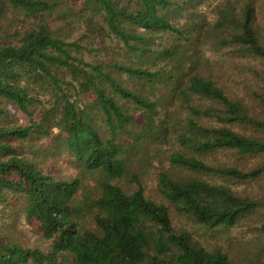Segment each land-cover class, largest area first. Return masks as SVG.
<instances>
[{
    "label": "trees",
    "instance_id": "obj_1",
    "mask_svg": "<svg viewBox=\"0 0 264 264\" xmlns=\"http://www.w3.org/2000/svg\"><path fill=\"white\" fill-rule=\"evenodd\" d=\"M83 1L82 13L100 15L107 35L122 44L126 55L141 59V64L148 61L155 66L168 60L172 64L175 57H184L186 48L176 41L160 51L150 48L152 36L170 33L189 46L201 39L213 51L229 49L258 61L263 66L264 82V44L251 0L239 10L235 4L226 3L218 10L212 27H195L188 33L168 20L167 15L176 6L169 0ZM7 5L33 19L53 14L58 6L55 0H0V14ZM80 50L77 43L57 38L43 22L36 23L17 45L0 46V100L31 115L40 103L34 98L32 86L47 85V92L54 98L50 108L40 112L38 123L0 126V203L6 192L23 196L26 221L38 223L44 238L51 240L47 253L0 242V264H58L64 255H71L74 264H231L218 249L206 251L189 232L175 230L169 207L177 216L208 231L237 227L247 214L264 206L263 199L233 192L204 178L250 183L264 172L263 166L243 171L210 166L203 160L217 152L264 156V95L247 84L242 96L227 93L211 76L195 70L193 56L186 57L191 65L184 73H180L181 61L176 63L174 74H166L117 61L87 64L71 55ZM53 69H65L81 93L94 95L90 107L102 115L108 135H100L88 108L67 99L63 85L72 84L55 77ZM258 73L255 75L259 78ZM120 76L136 80L139 90L121 85ZM156 82L166 93L151 101L152 93L145 95L143 91ZM107 90L142 112L144 125L135 132L140 139L152 138L171 147L169 168L157 180L158 193L167 206L147 199L140 188L127 194L108 182L128 171L125 159L120 157L126 147L120 137L133 135L135 117L126 113ZM156 107L164 114L154 126L151 115ZM4 113L0 110V116ZM52 128L59 132L56 139L76 163L106 176L96 197L75 202L78 180H58L44 174L34 163L19 158L6 142L24 140L33 132L47 136ZM85 218L91 220L95 232L81 231L78 221ZM261 230L264 233V222Z\"/></svg>",
    "mask_w": 264,
    "mask_h": 264
},
{
    "label": "rangeland",
    "instance_id": "obj_2",
    "mask_svg": "<svg viewBox=\"0 0 264 264\" xmlns=\"http://www.w3.org/2000/svg\"><path fill=\"white\" fill-rule=\"evenodd\" d=\"M58 4L51 15H45L39 19L26 17L22 12H15L9 5L0 14V46L17 45L19 39L36 23H45L49 31L65 43H77L81 50L71 55L82 60L84 63L97 65L107 64L112 61L133 64L150 72L161 71L174 74L176 63L182 61L181 74L190 67L187 56H193L195 70L205 76H211L218 87L225 89L227 93L233 92L242 96L245 92V84L257 94L264 95V82H262L263 66L258 61L242 57L239 53L229 49L219 51L211 50L206 43L191 40L189 46L181 37L175 34L161 33L152 36L150 48L160 51L170 48L172 44L182 45L186 48L183 58H174L171 64L168 61L151 66L148 61L141 64L130 54L126 55L122 44L113 36L106 33L105 26L100 15L82 13L83 0H55ZM176 4L167 15L170 23L176 28H182L187 33L194 28H210L217 20V12L226 3H233L237 10L243 7L248 0H205L200 3H188L187 0H169ZM255 10V24L259 28L264 44V0H251ZM122 3V0H118ZM6 3V2H5ZM7 4V3H6ZM189 30H188V29ZM194 32V31H193ZM186 36V32L183 34ZM195 38V36H194ZM149 57L146 54L145 57ZM151 58V57H150ZM55 77L61 79L64 84L71 83V77L65 69H53ZM256 72L261 75L259 78ZM164 74V75H166ZM163 76V75H162ZM160 74V77H162ZM121 85L131 89L139 90V84L135 80H128L125 76L118 78ZM72 86L63 85L65 94L70 102H74L81 108H88L93 123L98 128L101 136L108 135V128L103 117L93 104L95 97L91 92L81 93L77 83ZM23 85V83H21ZM48 86L43 84L41 88H34V98H38L39 105L33 114L27 115L17 110L12 104L0 100V110L5 111L0 116L1 127H25L31 121L39 122V114L47 110L54 102L53 94L47 92ZM170 88V86H169ZM145 95H150L154 101L163 97L166 92L156 82L151 89H145ZM113 100L122 106L124 111L135 117V126L131 127L133 135L120 137L121 143L126 146L120 157L124 158L128 171L120 179L109 180L123 192L131 194L141 189L144 196L156 204L167 203L158 193V175L169 168L168 154L171 147L166 143H160L152 138L140 139L136 134L139 127L144 125L145 118L142 112L136 107L113 94L110 90L106 92ZM32 95V96H33ZM169 110H172L169 108ZM156 113L151 115L153 125H158L163 119V110L156 107ZM264 118V113L262 115ZM136 132V133H135ZM59 132L52 128L47 136L33 132L24 140H6L16 150L19 158L32 162L44 174H50L58 180L79 181V190L75 196V202H81L84 198H94L99 194L102 181L107 180L106 176L99 171H87L76 163L72 156L56 139ZM210 166L237 167L243 171H250L256 167H264V156L241 157L231 152H217L203 158ZM209 183H216L230 188L233 192L245 193L263 199L264 202V172L259 178L250 183L225 182L218 178L204 177ZM25 203L23 196L6 192L5 200L0 203V242L3 244H15L23 248L38 249L44 253L49 251L51 240L44 238L39 224L34 221H26L24 215ZM172 226L175 230H184L190 233L191 238L204 250L212 251L218 249L227 256L231 264H264V233L261 230L264 222V206L247 214L237 227L230 229L215 228L205 231L198 225L192 224L186 217L177 216L169 207ZM81 231L95 232V228L89 218L78 221ZM59 258L58 264H74L71 255H64Z\"/></svg>",
    "mask_w": 264,
    "mask_h": 264
}]
</instances>
